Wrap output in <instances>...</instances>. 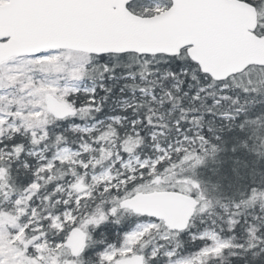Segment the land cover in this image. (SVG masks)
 <instances>
[{"label": "trees", "instance_id": "obj_1", "mask_svg": "<svg viewBox=\"0 0 264 264\" xmlns=\"http://www.w3.org/2000/svg\"><path fill=\"white\" fill-rule=\"evenodd\" d=\"M236 1L254 8L257 14L254 35L264 38V0ZM163 3L170 7L169 0H163ZM126 10L136 17L154 16L152 5L146 0H135ZM81 56L89 61L77 78L98 83L92 96L71 93L65 101L69 108L78 111L76 117L82 122L77 125L101 122L99 129L109 127L107 137L100 138L98 133L73 134L67 131L71 120L55 121L51 117L44 126L27 119L14 132L5 128L0 134V149L9 155L0 154V198L2 194L24 195L35 182L36 162L31 150H42L44 158L50 160L55 150L63 146L75 150L82 141L103 152L112 145L117 146L118 158L123 160L126 154L120 147L133 148L135 157L155 163L151 174L141 170L134 175L133 181L127 182L123 192L109 190L101 196L93 192L89 199L80 201L79 208L87 207L80 212L85 221L97 213L102 218L89 228L84 250L74 259L78 264H98L97 257L106 246L119 245L122 236L142 221L118 209L116 201L127 199L143 188H152L153 185L148 183L153 179L163 180L176 175L197 185L206 213L197 215L195 212L182 233L164 231L169 239L167 243L157 245L167 244L165 250L187 257L198 252L204 244L192 240L191 236L212 228L220 238L231 241L233 249L207 264H264V152L252 151L264 150V68L252 67L225 82L214 83L189 61L186 51L176 57ZM20 83L8 86L14 111L22 103L23 92L20 90L24 87ZM33 84L34 80L29 79L28 86ZM140 90L147 96L142 97ZM120 102L128 107L126 111H118ZM226 116L232 118L227 120ZM116 117L122 120L121 125L107 123L108 119ZM132 123V129H129ZM153 132L156 135L152 139ZM97 137L98 143L95 142ZM187 141L200 148L194 151L184 147L176 151ZM156 146L169 148L166 157L155 151ZM246 150L253 155L247 156ZM159 157L162 159L157 161ZM113 160H101L99 164L104 168ZM53 167L56 181L49 182L48 188L39 182L40 187L48 191L60 180L58 171L65 175L64 179L70 180L78 174L75 171L68 175V165L55 163ZM126 178L125 174L122 180ZM41 189L37 193L40 194ZM190 195L195 197L196 193ZM58 209H52V214H59ZM111 212L113 215L110 216ZM51 241L56 242V239ZM153 246L148 242L142 252L144 264H166L164 250L149 259ZM68 258L72 259L69 254Z\"/></svg>", "mask_w": 264, "mask_h": 264}, {"label": "rangeland", "instance_id": "obj_2", "mask_svg": "<svg viewBox=\"0 0 264 264\" xmlns=\"http://www.w3.org/2000/svg\"><path fill=\"white\" fill-rule=\"evenodd\" d=\"M6 1L0 0V5ZM146 2L152 5L154 11L158 10L160 6H165L163 0H146ZM88 61L87 57L81 55L46 52L36 58H19L1 64L0 134L5 128L10 132L18 130L27 119H32L38 124H43V126L46 125L50 117L45 109V98L48 96H52L65 105H68L65 98L71 93L92 96L98 81L89 82L77 78L78 73ZM29 79L34 80L33 86H28ZM16 82H21L20 85L24 88L21 87L20 90L23 92L21 94L22 103L14 111L12 110V101L9 98L10 89L8 86ZM139 93L142 97L147 96L141 90ZM120 105L118 111L128 109L122 102ZM77 114L78 111H76V116ZM231 118L230 116L225 117L227 120ZM121 122L122 120L118 117L107 120L108 124L115 126L121 125ZM132 125L133 123L130 124L129 129H132ZM99 127L100 124L84 126L69 124L67 131L73 134L90 135ZM108 129V126L98 129V137H107ZM155 135L153 132L151 138L153 139ZM181 135L179 134V136ZM98 137L95 140L96 143H98ZM184 145L176 148V151L182 150L181 148L184 149V147L194 151L200 148L199 145L191 141H187ZM120 149L126 154V158L123 160L118 158L117 146L112 145L109 150L103 152L101 148L94 150L82 141L75 150L67 146L55 150L50 160L44 158L42 150H31L30 154L36 162L33 173L35 182L24 195L2 194L0 198V264H78V261L68 258L69 252L64 247L68 231L72 227L79 229L84 233L86 243L89 239V228H93L102 218L97 213L92 219L85 221V216L80 217V212L87 210V207L79 208L80 201L89 199L93 192L97 196H101L109 190H112L113 193L123 192L127 182L135 179L136 173L146 170L151 174L155 165L151 160H141L135 157L133 148L127 149L121 146ZM154 149L157 153H161L162 157H166L169 150V148L163 149L159 146ZM2 151H4L3 148L0 149L2 156L9 155ZM252 151L258 154L264 152V150L255 149ZM244 152L247 156L253 155L249 150ZM81 157H85V159H81ZM162 157H159L157 161H160ZM110 158H114L111 164L102 168L99 164L100 161ZM55 163L71 166L66 171L69 175L75 171L78 174L67 181L64 186L48 191L42 187L48 188L50 185L48 183L56 179L53 173ZM95 169L96 171H94ZM125 174L127 178L122 180ZM1 176L0 173V178ZM58 176L60 180L63 179L61 171H58ZM39 182L42 183V187H40ZM148 184L153 185L152 188H143L137 193L161 192L170 189L191 196L190 194L194 192L196 196L193 198L198 202L196 214L204 215L206 213V206L195 183L180 179L176 175L174 178L170 177L163 180L156 178ZM40 189L42 191L39 194L37 191ZM63 194L64 200L57 199V196ZM123 200L115 202L118 209H121L120 204ZM58 206H69L71 210L68 209L53 215L51 210ZM111 215L113 212L110 213ZM164 231L168 232L161 223L142 220L122 236L119 245L106 246L97 257L98 264H114L134 255L143 256L142 252L148 246V242H151L152 246L154 244L149 252V259L155 258L160 250H164L166 264H207L211 260L221 258L225 251L233 249L231 241L220 238L212 228H207L199 235L191 236L192 240L204 243L202 248L190 256L180 257L173 250H165L168 248L167 244L157 245L158 243H167L169 238ZM47 234L49 237L46 238ZM53 239H56V242L51 243ZM143 240L145 243L142 244Z\"/></svg>", "mask_w": 264, "mask_h": 264}, {"label": "water", "instance_id": "obj_3", "mask_svg": "<svg viewBox=\"0 0 264 264\" xmlns=\"http://www.w3.org/2000/svg\"><path fill=\"white\" fill-rule=\"evenodd\" d=\"M135 0H8L0 6V64L65 51L91 57L136 55L188 59L215 83L264 68V38L254 35L257 14L236 0H170L155 17L131 15ZM47 113L57 121L73 112L51 96ZM197 202L178 193L136 194L120 207L140 218L161 222L169 232H183ZM64 247L77 258L84 234L73 228ZM114 264H143L135 255Z\"/></svg>", "mask_w": 264, "mask_h": 264}, {"label": "flooded vegetation", "instance_id": "obj_4", "mask_svg": "<svg viewBox=\"0 0 264 264\" xmlns=\"http://www.w3.org/2000/svg\"><path fill=\"white\" fill-rule=\"evenodd\" d=\"M73 110V112L76 114V111L77 110H74V109H72ZM97 113H98V109H97ZM76 116H74L72 119H70L71 121H69V123H70V125L71 124H73V125H76V126H78L77 125V123H81L82 121H79L78 119H77V117L75 118ZM75 119H77V120H75ZM73 121V122H72ZM97 123H98V121H97ZM88 123H86V124H81V125H87ZM97 133H98V128H97ZM69 168V167H68ZM96 170V169H95ZM94 170V171H95ZM69 175V174H68ZM54 177H56V176H54ZM64 177H65V175H63V179L62 180H59L58 182H56V184H55V186L53 187V189L54 188H59V187H62V186H64L65 184H66V182L67 181H70V179H64ZM56 181V180H55ZM57 199H59V200H64V194L62 195V196H57ZM58 210H59V213H61V212H64L65 210H67V208H68V206L67 207H65V206H63V207H59L58 206Z\"/></svg>", "mask_w": 264, "mask_h": 264}]
</instances>
